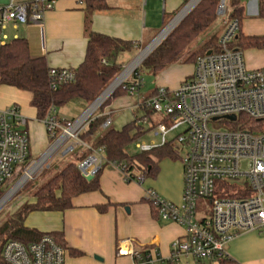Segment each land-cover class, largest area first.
<instances>
[{"label": "built area", "instance_id": "2783aa9c", "mask_svg": "<svg viewBox=\"0 0 264 264\" xmlns=\"http://www.w3.org/2000/svg\"><path fill=\"white\" fill-rule=\"evenodd\" d=\"M54 1L0 0V49L15 39L9 37V29L41 24L45 14L53 9ZM194 1L189 0L183 11ZM247 1L250 0H240L242 4ZM224 15L226 0H220L217 16ZM223 24L217 48L195 59L189 77L176 89L159 87L140 102L143 111L149 110L160 116L154 123L145 112L138 118V124L150 129L145 136L151 133L158 142H144V136L135 142V149L147 152L171 142L183 152L181 203L167 201L152 189L145 191V199L162 221L182 226L185 234L171 243L166 258L156 249L142 252L132 249L129 240L122 242L117 255L129 256L132 264H182L185 259L217 263L228 257L226 246L235 238L251 232L264 234V132L208 128L210 122L234 123L240 114L254 120L264 119V68L248 69L243 52L233 47L239 32L238 21L229 19ZM48 75L51 88L55 90L60 84L73 82L76 73L70 69H49ZM131 77L124 89L134 96L142 80L140 75ZM85 113L75 122H67L58 119L55 109L51 108L41 121L54 140L50 148L72 140L64 150L65 154L73 153L78 146L89 151L78 162L77 168L83 177H94L106 160L102 148H93L78 138L93 115L92 112L77 125ZM229 115H234L235 121L224 119ZM106 116L104 129L110 125ZM26 125L27 119L16 105L0 110V189L9 186L18 175L23 178L50 150L28 169L30 152ZM70 130L72 133L64 137ZM244 161L247 163L245 170L241 168ZM115 166L126 181L132 180L123 172L125 165ZM136 179L142 182L143 176L136 175ZM226 183L235 185L233 193L248 194L240 198L228 196L232 192L226 191ZM201 199L207 201L210 210L198 219L196 211ZM65 255V249L50 236L26 245L9 240L2 247L1 264H65Z\"/></svg>", "mask_w": 264, "mask_h": 264}, {"label": "crops", "instance_id": "0c3cea01", "mask_svg": "<svg viewBox=\"0 0 264 264\" xmlns=\"http://www.w3.org/2000/svg\"><path fill=\"white\" fill-rule=\"evenodd\" d=\"M247 2L248 9L257 16L256 0ZM106 3L105 10L88 15L81 0H55L53 9L45 14L41 24L20 25L15 30L9 29L8 35L11 39L24 38L28 43L30 55L43 57L49 69L76 70L85 57L88 31L133 43L137 49L145 41L151 40L164 24L166 17L175 18L186 2L106 0ZM243 7L245 16L244 4ZM223 29L222 23L216 31L218 38ZM242 34L252 36L243 32ZM242 52L248 69L264 68V49H246ZM193 63H188L187 68L184 67V63H175L156 73L162 82L154 90L159 87L176 89L182 80L192 74ZM175 72L178 73L171 75ZM153 91L145 97L123 93L112 99L104 109V113L110 119L108 128L120 130L124 125L140 118L144 112L146 113L140 102ZM30 101L29 92L0 85V110L12 105L19 108L27 119L30 158L40 159L50 148V137L42 121L37 120L36 110L30 105ZM87 105L85 101L75 99L65 105L69 114L61 111L63 108L56 109L55 114L60 120H73L87 111L88 108L85 110ZM104 130L102 128V131ZM84 153L85 149L82 146L76 147L71 153V162L78 163ZM62 156L68 154L63 151ZM165 160L168 159L159 162L154 176H143L142 182L136 179V175H141L140 173L135 172V178L126 181L123 173L115 165L105 164L99 175L98 191L73 198L72 207L63 212H31L26 217L24 226L42 234H61L65 245V264H132L129 256L117 255L119 245L127 240L134 250L143 252L156 249L163 258H166L170 253L171 243L183 237L185 230L175 223L162 221L145 199V191L152 189L167 201L181 203L183 190L181 156L178 158L179 163L166 164ZM33 202L32 197L28 203ZM103 206L106 209L100 212L98 207ZM226 251L228 257L237 264H264V234L257 232L243 234L232 240L226 246ZM189 260L185 259L184 262Z\"/></svg>", "mask_w": 264, "mask_h": 264}, {"label": "trees", "instance_id": "16d2710c", "mask_svg": "<svg viewBox=\"0 0 264 264\" xmlns=\"http://www.w3.org/2000/svg\"><path fill=\"white\" fill-rule=\"evenodd\" d=\"M81 2L84 4V9L88 15L107 8L106 0H81ZM219 2L220 0L199 1L142 61L131 75V78L140 75L143 70L156 74L175 63H193L198 56H203L210 50L214 51L218 45V40H215L216 35L208 39L196 51L184 55L190 45L216 22ZM256 2L257 17L264 20V0H256ZM229 5L228 20L236 19L239 23V32L233 42V47L241 51L264 49V35L246 36L241 32L244 7L240 0H229ZM134 50L133 43L88 31L85 57L78 68L74 70L76 73L75 80L60 84L54 90L51 88V78L48 75L49 68L45 59L43 57H32L28 43L24 38L13 39L0 49V85L29 92L31 94L30 105L36 110L37 120L41 121L46 118L51 108L56 111V109L67 105L72 100L80 99L88 104L93 102L121 72V67L116 64L117 57L122 53H131ZM102 61H105V64ZM128 84V80L123 82L113 93L112 99L120 94L127 93L124 87ZM117 91H120V94L115 95ZM155 91L148 97L153 95ZM106 103H108V100L95 111L85 129L78 135L79 140L82 142H89L91 147L103 149L106 164L125 165L123 172L134 179L135 172L144 177H152L156 174L158 164L163 159L177 160L179 158L177 149L171 142L147 152L132 153L130 151L131 145L142 139L150 130L138 124V119L124 125L120 130L106 128L102 131V125L107 119V116L104 115V107L109 103ZM152 114L153 112L146 110V116L154 123ZM225 123L230 125L232 130L240 128V130L248 132H264V119L254 120L244 114L238 115L234 123L227 121ZM100 132L101 134L93 139ZM59 133L60 131H57V134ZM52 140L50 138V142ZM88 153L89 151L85 150L79 160H82ZM77 164L76 162L66 164L35 191L32 196L34 198L33 203L22 204L0 224V264L2 263V247L9 240L19 241L26 245L40 241L44 236H50L58 245L64 248L61 234H42L35 229L26 228L24 221L31 212H63L72 207L73 198L100 189L99 175L101 170L90 181H87L78 170ZM19 177L20 175L12 181H16ZM225 187L228 193L229 191L232 192L228 195L231 197L240 198L248 194V192L233 193L235 187L233 184L226 183ZM7 188L8 186L0 189V199ZM105 209V206L98 207L100 212H104ZM198 264L237 263L227 257L218 260L217 263Z\"/></svg>", "mask_w": 264, "mask_h": 264}, {"label": "rangeland", "instance_id": "374dc122", "mask_svg": "<svg viewBox=\"0 0 264 264\" xmlns=\"http://www.w3.org/2000/svg\"><path fill=\"white\" fill-rule=\"evenodd\" d=\"M188 1L185 3V5L183 6V8L186 6V4L188 3ZM243 4L245 6V16H244V19L242 20V24H241V30H242V32L245 33V34H251V35L264 34V20L263 19H259L256 15H254L253 13H251V11L248 9L249 2H246V3H243ZM229 10H230L229 0H226V15H224V16H218V18H217L216 22L214 23V25L211 28H209L207 31H205L203 34H201L190 45V47L184 52V55H188V54L196 51L208 39H210L212 36H214V35L217 36V32H216L217 29L222 25L223 21H227L228 20L227 16H228ZM173 18L174 17H172L171 19L168 18V17H166L165 20H164V24L159 27V29L157 30L156 34L153 35V37L151 38V40L145 41L144 44H142L140 47H138L137 49H135L133 52H131V53H128V52L122 53V54H120L117 57L116 64H118L121 67V72L118 74V76L122 72H124L136 60V58H138L140 56V54L147 48V46L152 42V40H154L159 35V33L172 21ZM215 40H218V37H215ZM180 63H183V62H180ZM140 64H139V66H140ZM183 65H185L184 67L187 68L189 64L187 63V64H183ZM138 67L134 68L132 70V72L129 73V75L124 80V82L127 81L128 79H130L131 75L134 73V71ZM177 73L178 72H175V73H173L171 75L174 76ZM140 79L142 80L141 86H140L139 90L137 91V94L135 95V97H145L148 93H150L151 91H153L157 86H160L161 85V82H162L161 81V78H160V76L158 74H152V73H150L148 71H145V70H143L142 73L140 74ZM113 93L101 105H99L95 110H93L92 111L93 113L92 112L91 113L94 114L95 111L98 108L102 107L103 104L107 100H108V103H109L111 101L112 97H113ZM117 94H120V91H117V93L115 95H117ZM93 102H91L90 104H88L86 106L85 110ZM108 103H106V104H108ZM61 108H63L61 111H63L66 114H69L67 112L65 106L60 107L58 109H61ZM105 108H106V106L104 107V109ZM78 118H79V116L78 117H74L73 122H75ZM152 119L154 121H156V120L160 119V116L153 113L152 114ZM208 128L211 129V130H216V131H227V130H230V125L226 124L225 121H217V122H210V123H208ZM142 140L144 142H148L149 140H153L155 142H158V139L155 138V137H153V135L151 133L147 134ZM71 141L72 140H70V141H68L66 143H63V144L60 143L56 147V149L50 154L49 158L45 161V163H43V165L41 166V168L39 170H37L33 174L32 178L29 179L24 185H22L20 187V189L14 194V196L0 209V224L3 221H5L12 213H14L15 210L18 207H20L24 203H28L29 199L32 198V196L35 193V191L39 187H41L44 183H46L49 179H51L59 171L58 168H63L66 164H68L69 162L72 161V158H71L72 154H68V156H62L63 151L68 147V145L70 144ZM53 143H54V140H52L50 142L49 146H51ZM134 144L131 145V148H130V151L132 153L138 152L135 149V145ZM52 148L53 147H51L50 149H52ZM178 154H179V157L183 155V152H182V150L180 148L178 149ZM38 159H39V157H31L29 159V162H28V164H29L28 169ZM179 162L180 161L178 159L177 160H171V159L165 160V163L166 164H169V163H179ZM246 164L247 163L245 161L241 164V168L243 170H245ZM162 177H166V176H162ZM16 181H12L9 184V186L7 188V191L14 185V183ZM209 210L210 209H209V206H208L207 201L206 200H203V199L199 200V202H198V208H197V211H196L197 212V216H198L197 218L200 219L202 215L208 214ZM183 264H198V263L196 261H193V260L190 259L187 262H184L183 261Z\"/></svg>", "mask_w": 264, "mask_h": 264}, {"label": "bare ground", "instance_id": "6f19581e", "mask_svg": "<svg viewBox=\"0 0 264 264\" xmlns=\"http://www.w3.org/2000/svg\"><path fill=\"white\" fill-rule=\"evenodd\" d=\"M195 0L193 2V4H191L175 21H173L170 25H168V27H166L163 32L149 45L147 46V48L140 54V56L138 58H136V60L124 71L122 72L115 80L114 82L107 87L102 94L98 97V99L93 103V105L90 107V109L87 110V114L85 113L84 117L77 123V125L79 123H81V121L86 118L87 116H89L91 114V112L93 110H95L99 105H101L123 82L124 80L127 78V76L129 75V73L132 72V70L136 67L139 66L140 63H142L143 59L146 58L149 53L156 47L158 46L163 39L171 32V30L174 28V26L177 24V22L179 21V18H181L186 12H188L190 10V8H192V6L194 5V3H196ZM72 133V130L68 131L64 137L69 136ZM59 145L56 144L55 146H53L52 149H50L43 157L40 161H38L28 172L27 174L21 179L19 180L4 196L3 198L0 200V209L14 196V194L20 189V187L22 185H24L29 179L32 178L33 174L39 170L41 168V166L43 165V163H45V161L49 158L50 154L56 149V147Z\"/></svg>", "mask_w": 264, "mask_h": 264}, {"label": "water", "instance_id": "95a60500", "mask_svg": "<svg viewBox=\"0 0 264 264\" xmlns=\"http://www.w3.org/2000/svg\"><path fill=\"white\" fill-rule=\"evenodd\" d=\"M199 1H201V0H198V2H199ZM198 2L195 4V6L198 4ZM195 6H194V7H195ZM194 7H193V8H194ZM193 8H191V9H190L188 12H186L181 18H179V21H178L177 24L174 26V28H175V27H176V26H177V25L183 20V18H184V17H185V16H186V15H187V14H188ZM183 12H184V11H183V9H182V10L177 14V16L173 19V21H175V20H176V19H177V18H178ZM173 21H172V22H173ZM170 24H171V23H170ZM168 25H169V24H168ZM168 25H167V26H168ZM167 26H166V27H167ZM166 27H165V28H166ZM165 28H164V29H165ZM174 28H173V29H174ZM164 29H163V30H164ZM173 29H172V30H173ZM163 30L159 33V35L163 32ZM172 30H171V31H172ZM159 35H158V36H159ZM158 36H157V37H158ZM157 37H156V38H157ZM156 38H155V39H156ZM155 39H154V40H155ZM154 40H153V41H154ZM153 41H152V42H153ZM152 42H151V43H152ZM151 43H150V44H151ZM150 44H149V45H150ZM149 45H148V46H149ZM156 47H157V46H156ZM156 47H155V48H156ZM155 48H154V49H155ZM154 49H153V50H154ZM153 50H152V51H153ZM152 51H151V52H152ZM151 52H150V53H151ZM150 53H149V54H150ZM207 54H210V52H207ZM144 60H145V58L143 59V61H144ZM115 79H116V78H115ZM115 79H114V80H115ZM114 80L112 81V83L114 82ZM112 83H111V84H112ZM111 84H110V85H111ZM110 85H109V86H110ZM109 86H108V87H109ZM101 94H102V93H101ZM101 94H100V95H101ZM100 95H99V96H100ZM99 96H98V97H99ZM98 97L94 100V102L98 99ZM94 102H93V103H94ZM93 103L88 107V109H90V107L93 105ZM88 109H87V110H88ZM217 119H218V118H214L213 120H217ZM224 119H227V120H229V121H235L236 117H235L234 115H229V116H225ZM84 178H85L87 181H90V180L93 178V176H84ZM21 179H22V177H20V178L14 183V185H15L19 180H21ZM14 185H13V186H14ZM13 186H12V187H13ZM12 187H11V188H12ZM11 188H10V189H11ZM10 189H9V190H10ZM9 190H8V191H9ZM8 191H7V192H8ZM7 192H6V193H7ZM6 193H5V194H6ZM5 194H4V195H5ZM4 195H3V196H4ZM2 198H3V197H2ZM2 198H1V199H2ZM1 199H0V200H1Z\"/></svg>", "mask_w": 264, "mask_h": 264}]
</instances>
